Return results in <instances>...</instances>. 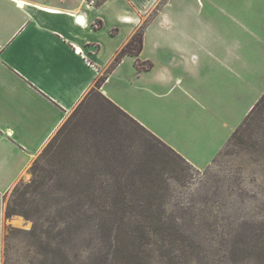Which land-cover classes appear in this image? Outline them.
Segmentation results:
<instances>
[{"label": "crops", "instance_id": "crops-1", "mask_svg": "<svg viewBox=\"0 0 264 264\" xmlns=\"http://www.w3.org/2000/svg\"><path fill=\"white\" fill-rule=\"evenodd\" d=\"M173 1L0 0V264L7 196L141 27V55L123 58L100 91L194 167L213 163L264 95L243 93L250 48L218 44L213 32L204 44L196 17ZM113 4L108 25L99 13ZM201 55L222 68L223 101L195 81Z\"/></svg>", "mask_w": 264, "mask_h": 264}, {"label": "rangeland", "instance_id": "rangeland-1", "mask_svg": "<svg viewBox=\"0 0 264 264\" xmlns=\"http://www.w3.org/2000/svg\"><path fill=\"white\" fill-rule=\"evenodd\" d=\"M113 5L104 7L99 13L108 25L112 17H116L114 12L119 7ZM178 5L177 9L184 7L188 17H196L204 44L209 45L204 33L213 32L218 37V44L231 43L236 47L250 48V89L245 88V78H234L233 84L244 87L243 93L247 91L251 95L256 94L252 87L263 91L264 0H174L172 7ZM108 30L106 28L104 33ZM210 63L201 55V68L194 70L195 81L223 101L226 96L220 92L223 84L214 78L215 72L220 74L222 68H215ZM208 74L209 80L206 79ZM100 90L96 84L67 118L77 123L71 142H83L101 127L103 114L109 106L102 102ZM253 99H248L249 104ZM55 141L54 137L6 198L5 210L17 209L23 186L32 179L31 168L37 163L43 167L42 185L23 198L27 201L26 209L37 212L31 218L17 214L6 220L4 264L104 263L97 255L103 242L94 227L95 221L88 223L72 239L66 234L60 235L67 227L63 225L62 217H58L60 207L55 204L64 198L56 189L58 164L67 163L73 144H66V148L47 164L46 150ZM181 166L185 169L186 179L168 182L170 195L166 212L177 221L185 238L177 244H170L159 237L149 236L151 242L147 244L145 241L139 246L142 264H264V133L261 128L254 124L241 139L234 141L232 135L208 167L198 169L191 165L192 168L188 169L182 163ZM48 194H51L50 201L47 200ZM106 251L102 250L105 257Z\"/></svg>", "mask_w": 264, "mask_h": 264}, {"label": "trees", "instance_id": "trees-1", "mask_svg": "<svg viewBox=\"0 0 264 264\" xmlns=\"http://www.w3.org/2000/svg\"><path fill=\"white\" fill-rule=\"evenodd\" d=\"M143 40L144 27H141L116 55L106 75L97 81L99 89L123 58L141 55ZM100 96L109 106L101 127L90 138L73 143L77 123L70 118L54 136V144L46 150L49 159L45 162L49 164L66 144H73L67 163L58 164L56 189L64 198L55 204L60 207L58 217H62L67 227L60 235L66 234L72 239L95 221L94 227L103 242L97 255L104 260L103 264H142L139 246L145 241L149 244V236L170 244L185 238L177 221L166 212L170 195L168 182L186 179L181 163L188 169L192 166L101 92ZM254 124L264 133V95L233 134V141L241 139ZM44 171L38 163L31 168L32 179L23 186L17 209L6 211V220L17 214L31 218L37 212L28 211L23 198L42 185ZM50 196L47 195L49 201ZM103 249H107L106 257Z\"/></svg>", "mask_w": 264, "mask_h": 264}, {"label": "built area", "instance_id": "built-area-1", "mask_svg": "<svg viewBox=\"0 0 264 264\" xmlns=\"http://www.w3.org/2000/svg\"><path fill=\"white\" fill-rule=\"evenodd\" d=\"M108 0H83L84 3H86V5L89 8H95L98 7L99 5L105 3Z\"/></svg>", "mask_w": 264, "mask_h": 264}, {"label": "water", "instance_id": "water-1", "mask_svg": "<svg viewBox=\"0 0 264 264\" xmlns=\"http://www.w3.org/2000/svg\"><path fill=\"white\" fill-rule=\"evenodd\" d=\"M77 22L80 23V24H83L84 23V17L83 16H78L77 17Z\"/></svg>", "mask_w": 264, "mask_h": 264}, {"label": "bare ground", "instance_id": "bare-ground-1", "mask_svg": "<svg viewBox=\"0 0 264 264\" xmlns=\"http://www.w3.org/2000/svg\"><path fill=\"white\" fill-rule=\"evenodd\" d=\"M18 223H20V224H23V222H22V221H18Z\"/></svg>", "mask_w": 264, "mask_h": 264}]
</instances>
